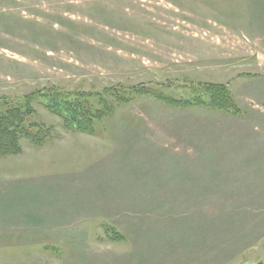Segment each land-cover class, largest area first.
Wrapping results in <instances>:
<instances>
[{
    "label": "rangeland",
    "instance_id": "1",
    "mask_svg": "<svg viewBox=\"0 0 264 264\" xmlns=\"http://www.w3.org/2000/svg\"><path fill=\"white\" fill-rule=\"evenodd\" d=\"M74 92L92 133L43 97ZM24 100L49 132L0 157V264L264 263V0H0Z\"/></svg>",
    "mask_w": 264,
    "mask_h": 264
},
{
    "label": "trees",
    "instance_id": "2",
    "mask_svg": "<svg viewBox=\"0 0 264 264\" xmlns=\"http://www.w3.org/2000/svg\"><path fill=\"white\" fill-rule=\"evenodd\" d=\"M206 90L210 94L209 103L206 105L221 110H238L233 104V99L226 86L209 84ZM79 96L78 92H74L63 95L51 93L45 94L43 97L48 100L47 108L63 118L64 127L92 133V120H99L103 117L104 111L108 110L107 104L101 99L103 108L92 112L90 106L81 104ZM171 102L181 104L180 101ZM184 104L190 105V102L186 101ZM31 112L32 107L27 100H24L22 104H13L8 101H3L0 104V157L20 153V140L23 138L37 146L46 142L49 129L43 124L29 121L27 117ZM254 264L264 263L256 262Z\"/></svg>",
    "mask_w": 264,
    "mask_h": 264
}]
</instances>
